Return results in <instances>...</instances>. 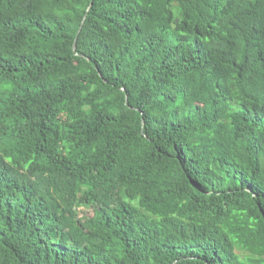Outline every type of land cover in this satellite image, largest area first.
<instances>
[{"label":"trees","instance_id":"1","mask_svg":"<svg viewBox=\"0 0 264 264\" xmlns=\"http://www.w3.org/2000/svg\"><path fill=\"white\" fill-rule=\"evenodd\" d=\"M0 264H264V0H0Z\"/></svg>","mask_w":264,"mask_h":264}]
</instances>
